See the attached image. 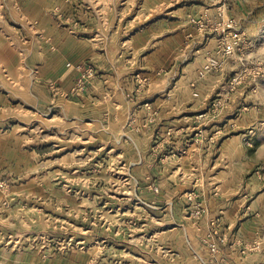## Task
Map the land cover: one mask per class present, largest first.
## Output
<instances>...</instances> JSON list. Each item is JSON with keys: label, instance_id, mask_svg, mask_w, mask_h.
<instances>
[{"label": "rangeland", "instance_id": "obj_1", "mask_svg": "<svg viewBox=\"0 0 264 264\" xmlns=\"http://www.w3.org/2000/svg\"><path fill=\"white\" fill-rule=\"evenodd\" d=\"M173 9L203 78L161 77L193 55L178 40L155 96L141 68L169 23L144 26ZM61 30L88 49L68 62L93 69L68 97L120 58L123 94L39 104L8 81ZM0 78V264H264V0H0Z\"/></svg>", "mask_w": 264, "mask_h": 264}, {"label": "crops", "instance_id": "obj_2", "mask_svg": "<svg viewBox=\"0 0 264 264\" xmlns=\"http://www.w3.org/2000/svg\"><path fill=\"white\" fill-rule=\"evenodd\" d=\"M177 9H182V12L186 11V2L180 7H177ZM174 10L175 9L171 10L173 11L171 14H169L171 11H168L165 15H156L154 19L152 18L144 26L147 28V31H149L150 29H153L154 23H157L160 19L165 18L167 23H169L167 24V28L164 29V32H162L163 35L160 40L164 46L159 43L156 45L152 44L146 54L149 58L145 57V67L141 68L142 71L150 74V78H155V81H152L151 83L152 88H156L155 85L159 84V62L157 61L159 58H157V56L163 50H166L167 53L176 51V48L179 47L178 42H176L178 40H183L180 49L186 52V54L193 50V55L190 57L186 55L182 60L177 58H166L162 65H166L168 70L166 71V74L161 75V77L172 78L173 75L176 74L175 72L173 74L172 68L179 66L183 68L182 74L174 76L173 78H203L198 75L199 71L197 72L196 70V68L201 65L200 55H198L200 49L191 48L190 50V42H192V44H194V42L193 39L190 40L189 37H192L193 34L190 33L191 30L187 26L186 21H184L180 15L174 14ZM180 18L183 20H179ZM143 29L144 28L142 27L141 30H137L134 36L137 37L138 35H141V31H144ZM64 32L65 31L61 30L62 37L55 38L54 41L56 48L54 49L47 47H44L41 50L29 48L30 53L32 52V54L37 57V59H35L33 56L34 64L28 66L25 63H21L20 65L12 67L9 69V75L12 78H7L8 81L20 86L21 89H23L22 93L24 96L27 98L33 97L39 104L50 103L54 100L58 103L61 102L64 105H68V103L78 104L79 102H88L89 104L95 98L100 100V95L103 93L104 95L102 96V99L109 103L108 99H111L112 96L123 94V82H128V75L134 73L130 70V66H128V60L120 58L117 60V64L108 59L103 68H100L99 74L95 77L97 79L93 81L94 84H92L90 91L85 96L79 99L76 97H68L74 87L78 75V71L75 68L67 65L68 60H76L86 57L88 49L84 46L86 44H82L75 35ZM210 40L211 38H208V41ZM89 45L92 47L93 43ZM146 68H148V70ZM134 72H136V70H134ZM1 82H4V78H0V84ZM50 82H56L60 86V91L53 94L54 96H52V93L48 88ZM157 93L156 88L153 95L157 96ZM171 94L174 93L172 92L168 95ZM154 98L157 99L158 97ZM197 100L198 99L193 98L190 93L186 92V112L187 110L189 111V109L194 108ZM195 147H197L195 141L186 142L187 159L196 157L197 152H195Z\"/></svg>", "mask_w": 264, "mask_h": 264}, {"label": "built area", "instance_id": "obj_3", "mask_svg": "<svg viewBox=\"0 0 264 264\" xmlns=\"http://www.w3.org/2000/svg\"><path fill=\"white\" fill-rule=\"evenodd\" d=\"M222 51L229 55L233 52V48H232V45L229 44V43H226L224 45V47L222 48ZM69 67H73L75 68L78 72H79V77H78V83L79 85H81L83 83V78H90L93 76V69L90 67V68H86L84 66V64H81V63H78L76 65H73L72 63L68 62L67 64ZM206 71H210V70H214V69H217L218 65H217V61L214 60V59H210L207 63V65L204 66ZM200 74L203 75V71L201 70L200 71ZM50 85V88L54 91L56 90L57 86H56V82H50L49 83Z\"/></svg>", "mask_w": 264, "mask_h": 264}]
</instances>
